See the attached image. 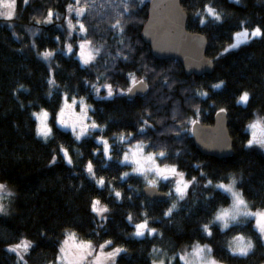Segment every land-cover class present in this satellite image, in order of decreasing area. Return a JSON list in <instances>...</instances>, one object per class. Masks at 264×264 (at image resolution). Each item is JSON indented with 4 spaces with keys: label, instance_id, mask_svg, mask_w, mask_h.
Instances as JSON below:
<instances>
[{
    "label": "trees",
    "instance_id": "1",
    "mask_svg": "<svg viewBox=\"0 0 264 264\" xmlns=\"http://www.w3.org/2000/svg\"><path fill=\"white\" fill-rule=\"evenodd\" d=\"M150 2L80 0L86 12L79 21L87 33L75 35L74 42L86 38L97 53L87 67L81 65L77 51L70 55L63 52L71 38L66 5H74L75 0H28L26 5L16 0L13 25H5L0 19V183L14 192L12 211L0 216V264H17L16 256L7 248L21 240L33 245L26 256L27 264H53L68 233L95 244L111 240L114 246L125 249L116 264H152L155 248L170 255L172 262L168 264H182L177 253L197 244L208 245L221 264H264V242L252 220L241 219L227 229L214 222L215 215L232 203V197L216 187L229 184V174L237 179L249 209L264 210V152L248 147L250 136L246 132L256 113L264 124V36L223 54L243 27L251 30L259 26L264 32V0H181L188 16L187 31L206 40V57L213 64L212 74L201 78L187 76L176 61H158L151 56L142 41ZM205 5L219 14V21L204 10ZM49 10L53 15L46 23ZM118 19L122 33L111 27ZM45 51L53 52L54 87L49 84L48 64L38 57ZM73 70L87 75L82 84L71 88L66 77ZM133 78L147 84L146 95L135 100L118 95L117 89L128 90ZM221 81L220 89L212 88ZM89 82L112 85L116 96L99 99ZM179 82L189 85L185 88ZM243 91L249 93V100L242 106L236 101ZM63 94L84 97L91 122L99 125L80 141L56 124ZM98 106L105 108L102 113L95 112ZM222 107L227 111L217 115ZM39 110H46L50 116L48 140L40 139L37 133L32 113ZM221 114L226 117L233 152L231 158L218 160L198 151L191 121L213 126ZM99 135L110 144V158L101 151L96 139ZM122 135L130 142L145 143L146 151L155 153L159 164L174 166L191 181L186 198L170 217L164 215L170 196L163 201L145 198L143 179L133 175L125 162L127 148L120 142ZM60 146L68 150V157L59 152ZM160 152L165 155L161 157ZM53 155L57 162L50 164ZM89 161L94 177L103 180V185L87 174ZM171 187L168 181L158 188L167 192ZM95 200L109 209L104 221L91 210ZM144 220L156 232L134 237V224ZM205 224L211 235L204 232ZM238 237L252 242L245 256L234 254L232 247Z\"/></svg>",
    "mask_w": 264,
    "mask_h": 264
},
{
    "label": "snow or ice",
    "instance_id": "2",
    "mask_svg": "<svg viewBox=\"0 0 264 264\" xmlns=\"http://www.w3.org/2000/svg\"><path fill=\"white\" fill-rule=\"evenodd\" d=\"M140 2L142 3V0H140ZM234 2L239 3V0H234ZM23 3L26 5L28 3V0H23ZM75 4L76 5H80V0H75ZM16 5V0H0V7H3L5 9V11L0 12V16H3L5 18H11L14 15V8ZM68 12H72L73 10H75L76 15L77 16H81L84 15L86 12V8L84 6H79L76 7L74 9L73 4L69 3L66 5ZM129 10L128 5L125 4L124 5V12H127ZM204 10L209 14L213 16V19L219 21L220 20V16L215 14L214 9L209 7L208 5H205ZM53 13L51 10H49L48 12V19L45 21L46 23L49 22L50 18L52 17ZM37 23H39V21H37ZM77 23L79 24V31L81 33H87V29L85 28L84 23L77 21ZM199 23L201 25H203L205 23V21L203 19H201L199 21ZM68 27L69 29H72L74 27L72 20L69 19L68 21ZM114 29H118L121 33L124 31L123 26L121 25V21L118 19L116 21L115 24H113L111 26ZM244 35H247L248 32L247 30H245V32L243 33ZM251 36L252 37H260V36H264V32H262L261 27L257 26L251 29ZM70 35V33H69ZM237 36L241 35V33H236ZM59 39V38H57ZM122 42V41H121ZM90 43V41H88L86 38H84L82 40V42L80 43V50H81V59L83 60V63L85 65L89 64V61L93 60L94 57L92 56V54L90 52H86V46ZM236 45H233V47H235ZM67 51L68 52H72L73 51V44H68L67 45ZM51 53L49 52H45L44 56L48 57L50 56ZM124 59H127V57H123ZM49 83H54V81L49 80ZM133 83H137V81L135 80V78H133ZM141 84L142 87H145L146 85H144V83L142 81L139 82ZM223 85V81H221L220 83L217 84H213L212 88L213 89H220ZM104 87L107 89V95L109 97H112L113 95H115L114 91H113V87L110 84H106L104 85ZM93 88L95 91L99 92V89L96 88L95 85H93ZM133 91L132 88H128V92L131 93ZM199 95L201 96H206L207 93L205 92H200ZM68 97L64 98V103H63V107H60L59 109V122L62 125H67L69 123L68 120H66L64 117L67 114H70L72 116L75 117V119L72 121V129L73 132H76L77 127H79V132L76 133V138L79 139L81 135H83L85 133V131L88 128H97L99 127V125H97L95 122H93L91 125L85 123V120L87 118V110H88V105L84 104L83 99H81L80 104L82 105L81 108V112L79 115L75 114L74 112L71 111V109L73 108V105L76 104V100L75 98H72V103L69 104L68 103ZM249 100V93L247 91H243L238 100L236 101L237 103H246ZM199 111V109H197V112ZM227 109L225 108H220L219 112L217 113V115H219L220 113H224L226 112ZM48 113L47 112H42L40 114V120H41V125L38 128V134L42 135L44 137H48L49 133L51 132V129L48 128L47 124L44 122L47 117H48ZM151 115V114H149ZM195 115V113H194ZM54 117H55V113H54ZM192 123H195V120L191 121ZM145 124H148V121L145 120L144 121ZM250 129H252V133L251 136L252 138L248 140V146H251L253 144H257L260 147L264 148V127H261L260 121L257 120L256 122L250 124L248 126ZM139 131H144V129H139ZM104 143V152L107 153L108 152V144L107 141H103ZM59 152H63L64 157H68V150L64 149L62 146L59 147ZM54 152L57 150H53ZM143 151L142 146L141 145H137L136 151H134L132 153V159L133 162L136 165V168L134 169V171L139 172V173H144L147 171H153L155 172V174L157 176H160L161 178L167 180L169 175H176L181 177L180 180L176 181V188L175 191L176 193H178L180 195V198L183 199L184 197V191L185 189L188 187V183L185 182L183 180V176L184 173L182 172H177L176 168L174 166L169 167L167 165H165L163 168H161L159 165L156 164V161L154 159V156L156 155L155 153H149L147 156H142L140 155V153ZM159 155L161 157H163L165 154L164 152H160ZM125 159H128V156H125ZM57 162V156L53 155L50 158V164H55ZM68 163L71 164L72 160L70 158H68ZM196 167H200V165H196ZM87 171L89 173H92L93 171V165L92 162L89 161L86 165ZM125 176H127L128 174L125 173ZM201 175H204V173H201ZM192 179H195L194 177ZM229 180L230 183L229 184H223V183H219L216 185V187L218 188H222L225 191H228L231 193L232 197H233V206L231 211L227 210V209H223L221 210L218 214L215 215V220L216 221H224L223 226L227 227V219L231 218L232 220H236L237 216L240 215L243 212V215L245 216H256L258 217L257 223L259 226V230H260V239L261 241H264V210L261 211H256V212H252L247 210L248 209V205L245 201V199L242 197L241 193L238 191L234 190V185L237 183L236 178L229 174ZM99 183L101 185L104 184L103 180H100ZM148 183L150 185H155L156 181L155 180H149ZM208 184L211 185L212 181L209 180ZM5 188L4 184H0V190H3ZM116 197H120V193L116 192L115 193ZM168 195H171V193H168ZM100 203L99 200H95L91 202V210L93 212L102 214L105 212H108L109 209L107 207L105 208H97V205ZM176 205L173 204L170 208L167 209L166 212H164L165 216H168L172 213V209L175 208ZM0 214L3 215H7V210L5 209V207L0 204ZM105 220L107 219V217H103ZM129 220L132 219L131 216L128 217ZM136 227V232L135 235L136 236H143L145 234V230L147 231V233L149 235L153 234L156 232L155 228H151L149 227L148 221L144 220L143 222L137 223L135 225ZM204 230L208 233V235H211L212 233L208 230V225L205 224L203 225ZM41 235L43 236L44 233L41 232ZM237 239L239 240H243L242 237H238ZM109 245H113V242L111 240H106L104 241V243L99 244L98 247L100 249L99 254L96 256V264H101V260L102 258H111L113 260V264H115V257L120 254L121 252L125 251V249L121 248V247H117L114 246L112 247L111 251L108 252H104L103 249L106 246ZM32 242L28 241V240H21L19 243H15L9 246V251L10 252H15L17 253V255L19 256L20 261H23V264H27V260L25 259V257L23 255H21V251L23 252H28L30 247H32ZM207 247V246H205ZM253 245L252 242L249 241L247 243V245H241L238 247V249L234 250V254L238 253L239 255H247L248 251L250 249H252ZM75 250V251H73ZM200 249L197 248L196 249V255L199 256L200 253ZM209 251H211V249H209ZM59 259L61 261H64L65 264H83V261L85 259L86 256H90L93 254V246L92 243L90 241L88 242H80L79 244L76 243L75 241V233H70L67 237V239L63 240L60 248H59ZM183 259V257H182ZM153 264H156V262L154 261ZM160 264H163V261H160ZM205 264H217V262L215 260H210L205 262Z\"/></svg>",
    "mask_w": 264,
    "mask_h": 264
},
{
    "label": "rangeland",
    "instance_id": "3",
    "mask_svg": "<svg viewBox=\"0 0 264 264\" xmlns=\"http://www.w3.org/2000/svg\"><path fill=\"white\" fill-rule=\"evenodd\" d=\"M148 1H150V0H148ZM231 1L234 2V0H231ZM240 2H241V0H239V3H240ZM235 3H236V2H235ZM73 6H74V9H75L76 7H79L80 5H76V4H74ZM3 11H5V9H4L3 7H0V12H3ZM214 12H215V14L219 15L216 11H214ZM82 16H83V15H81V16H77L75 10H73L72 12H68V11H67V20H66V21H67V23H68L69 19H71V20H72V23H73V25H74V27H73L72 29H69V33H70V37H71V38H70V40H68V41L65 43V48L63 49V52H64L65 55H70L73 51H77V53H76V57L79 59L81 65H82L83 67H87V66L90 65V64L94 61V59L97 57V53H96L95 49L93 48V46L89 43V44L86 46V49H85V50H86V52H90V53L92 54V56L94 57V59L91 60V61H89V64H87V65H85V64L83 63V60L81 59V54H80V53H81V50H80V43L82 42V40H78V41L74 42L75 35H76V36H80V35H83V34H84V33H81V32L79 31V24L77 23V21H79V19H80ZM15 17H16V5H15V8H14V15H13V17H11V18H5V17H3V16H0V19L3 21V23H4L5 25L12 26V25H13V22H14V20H15ZM245 30H247V29L243 27L242 30L239 31V33H241V35L237 36L236 33L233 35V40H232V42H231V43H230V44L224 49L223 54H226V53H228V52H231V51L237 50V49H239L241 46L246 45V44L250 43L251 41H253V40L259 38V37H252L251 34H250V33H251V30H247L248 34H247V35H244L243 33L245 32ZM237 33H238V32H237ZM17 37H19V36H17ZM30 42H32V39L30 40ZM68 44H73V51H72V52H68V51H67V45H68ZM233 45H236V46L233 47ZM45 52H49V53H51V55L48 56V57H45V56H44V53H45ZM45 52L39 53V54H38V57L41 58L42 60H44V61L48 64V66H49V68H50V70H51V76H53V69H52V67H51V63H50V59H51L52 56H53V52H50V51H45ZM135 80L137 81V83L140 81V80L137 79V78H135ZM93 85H95L96 88L99 89V92H97V91L94 90ZM134 85H135V84L133 83V79H132V80H131V84H130V86H134ZM90 86H91V88H92V91L95 93L96 97H98L99 99H103V100L110 99V100H111V99H113V98L116 96V90H115L114 88H113V91H114L115 95H113L112 97H109V96L107 95V89L104 87V85H98L97 83H91ZM130 88H131V87H130ZM103 90H104V93L102 94L101 92H102ZM117 90H118V95H123V94H124V92H123L122 90H120V89H117ZM127 91H128V90H127ZM127 91H126V92H127ZM65 97H68V96H67L66 94H63V99H62V105H61V107H63L64 98H65ZM68 98H69V97H68ZM81 99H83L85 105H88L87 102H86V99H85V98H75V100H76V104L73 105V108L71 109V111L74 112V113L77 114V115H79L80 112H81V108H82V105L80 104ZM68 103H69V104L72 103V98H69V99H68ZM238 104L243 106V105L247 104V102H246V103H238ZM42 112H45V111H44V110H40V111H38V112H34V113H33V118H34L35 121L37 122V133H38V128H39L40 125H41V120H40L39 117H40V114H41ZM58 114H59V113H58ZM64 118H65L66 120H68L69 123H68L67 125H62V124H60V122H59V116H57V126H58L60 129H62V130H66V131L71 132V133L76 137V133L79 132V127H77L76 132H73V129H72V126H71L72 121L75 119V117L72 116V115H70V114H67V113H66V115H65ZM257 120L260 121L261 127H264L263 120H262V118L260 117V115H259L258 113L255 114L254 118H253L252 121L248 124V126H249L250 124L256 122ZM44 122L47 124L48 128H50L49 121H48V117H47V119H46ZM85 123H87V124H89V125L92 124V122H91V117H90V108H89V107H88V110H87V118H86V120H85ZM192 126H193V124H192ZM248 126H247V131H249V133H250V139H251V138H252V136H251L252 129H250ZM50 129H51V128H50ZM93 129H94V128H88V129L85 131V133H84L83 135L80 136L79 139H77V138H76V139L80 141L81 139H83V138L89 136V135L91 134V132H92ZM38 136H39V138L42 139V140H48V139L50 138V136H51V132L49 133L48 137H44V136L39 135V134H38ZM122 138H123V140H126V139H127L125 136H122ZM96 139H97L98 144H99L100 147H101V151L104 153V155H105L107 158H110V156H111V155H110V144H109L108 140L105 139L102 135L97 136ZM103 141H107V144H108V152H107V153L104 152V143H103ZM137 145H141V146H142V149H143V151L140 153V155H142V156H147V155L149 154V153L146 151V145H145V143H143V142H136L135 144H133L132 146H130L129 148H127V153H126V155L128 156V159L125 160V162L128 163V164L132 167V168H131V172H132V174L135 175V176L141 177V178L143 179L145 185L148 186V187H152V188H155V187H156V188H158L161 184H166L168 181H171V186H172V187H171L170 190H169V188H168V189H167V192H165V193H171V195H170V197H171V198H170V207H171L173 204L176 205V207L172 209V213H173V212L178 208V205L180 204V202H182V201L186 198V196H187V194H188V190H189V188H190V186H191V181H189V180L185 177V175L183 176V180H184L185 182L188 183V187H187V188L185 189V191H184V197H183V199H181V198H180V195H179L178 193H176V191H175V188H176V181H177V180H180L181 177L176 176V175L173 174V175H169V176H168V179L165 180V179L161 178L160 176H157V175L155 174V172H153V171H147V172H144V173H139V172L134 171V169L136 168V165H135V163L133 162V159H132V153H133L134 151H136ZM248 147H251V148H252V147H258V148H260V149L264 152V148L260 147V146L257 145V144H253V145L248 146ZM126 155H125V156H126ZM154 159H155V161H156V164L159 165L161 168H163V167L165 166V165H161V164L158 163V161H157V156H156V155L154 156ZM169 167H172V166H169ZM176 170H177V169H176ZM86 172H87V174H88L92 179H94L95 181H97L96 178L94 177L93 171H92V173H89V172L87 171V168H86ZM177 172H179V171L177 170ZM149 180H155V181H156L155 185H150V184L148 183ZM236 180H237V179H236ZM97 183H98L99 185H101V184L99 183V181H97ZM0 184H2V183H0ZM4 185H5V188H4L3 190H0V204H2V205L5 207V209L7 210V213L9 214V213L12 211V203H13V200H14V192H13V190H12L10 187H8L6 184H4ZM233 187H234V190H235V191L240 192V191L238 190V188H237V183H236ZM217 189H219L220 191H224L225 193H228V194L232 197V195H231L230 192L225 191V190L222 189V188H217ZM232 206H233V197H232V203H231V205H230L228 208H225V209L231 211ZM170 207H169V208H170ZM97 208H105V205L102 204V203L100 202V203L97 205ZM221 210H223V209H221ZM221 210H220V211H221ZM247 210L252 211V210L249 209V207H248ZM259 211H261V210H259ZM252 212H256V211H252ZM94 213H95L97 219L102 220V221L105 220L103 217H106V216H107V212L102 213V214H99V213H96V212H94ZM172 213H171V214H172ZM8 214H7V215H8ZM171 214L168 215V216H166V217H170ZM0 216H6V215L0 214ZM241 219H244V220H252V221L254 222V226H255L257 232H258L259 235H260V230H259V226H258V223H257L258 217H256V216H245V215H243V212H242L240 215L237 216L236 220H232L231 218H228V219H227V225H228L227 227H224V226H223L224 221H216V220H214V222H215V223H216L221 229H227V228L230 227L231 225L238 224V223L240 222ZM135 225H136V224H134V228H135V231H134V233H133V236H134V237H136V238H142V237H145V236L149 235V234L147 233V231L145 230V234H144L143 236H136V235H135V232H136V227H135ZM208 230L210 231L209 227H208ZM204 232L208 235V233H207L205 230H204ZM69 234H70V233L66 234V237H65L63 240L67 239V237H68ZM153 234H154V233H153ZM153 234H151V235H153ZM75 241H76L77 244H79L80 242H84V241H80V240H78L76 237H75ZM62 242H63V241H62ZM248 242H249V240H247V239L237 240V241L233 244V247H232V248H233L234 250H236V249H238V247L241 246V245H247ZM263 242H264V241H263ZM91 243H92V246H93V254L90 255V256H86L85 259H84V261H83V264H96V256H97V255L99 254V252H100V249H99V247H98L99 244H95V243H93V242H91ZM61 244H62V243H61ZM100 244H102V243H100ZM205 246H207V247H205ZM30 248H31V247H30ZM197 248H199V249L201 250L200 253H199V256L196 255V249H197ZM7 249H9V247H8ZM209 249H210V247H209L208 245H198V244H197V245H193V246H191V247H189V248H185V249L179 251V252L177 253L176 257L179 259V261H180L182 264H205V262H207V261L215 260L214 257L212 256L211 251H209ZM111 250H112L111 245L106 246V247L103 249V251H104L105 253L108 252V251H111ZM250 250H251V249H250ZM250 250H249V251H250ZM8 251H9V250H8ZM73 251H75V250H73ZM249 251H248V252H249ZM9 252H10V251H9ZM28 252H29V251H28ZM28 252H23V251H21L20 254L23 255V256L25 257V259H26V256H27ZM123 252H124V251H123ZM123 252H121L120 254H118V255L115 257V264H116V262H117V259L119 258V256H120ZM11 253H13V254L16 256L17 261L19 262V264H23V261H20L19 256L17 255V253H15V252H11ZM59 256H60V253H59V255H58L57 261H56L55 263H53V264H65L64 261H61V260L59 259ZM241 256H245V255H241ZM182 257H183V259H182ZM26 260H27V259H26ZM154 261L156 262V264H160V261H163V264H168L169 262H172L170 255L167 254L166 251H164V250H162V249H158V248H155V249L153 250V261H152V264H153ZM215 261H216V260H215ZM216 262H217V261H216ZM27 263H28V262H27ZM101 264H113V260H112L111 258H107V259L102 258V260H101ZM217 264H221V263L217 262Z\"/></svg>",
    "mask_w": 264,
    "mask_h": 264
},
{
    "label": "water",
    "instance_id": "4",
    "mask_svg": "<svg viewBox=\"0 0 264 264\" xmlns=\"http://www.w3.org/2000/svg\"><path fill=\"white\" fill-rule=\"evenodd\" d=\"M186 26L187 16L181 7V0H151L142 40L150 47L154 59L179 62L187 76L211 75L213 64L206 57V40L189 33ZM144 85H135L127 97L133 100L144 96L147 84ZM192 138L200 153L206 157L222 160L230 157L233 152L225 118L216 119L211 127L194 126ZM143 194L150 201L168 198L167 194L152 187L144 188Z\"/></svg>",
    "mask_w": 264,
    "mask_h": 264
},
{
    "label": "bare ground",
    "instance_id": "5",
    "mask_svg": "<svg viewBox=\"0 0 264 264\" xmlns=\"http://www.w3.org/2000/svg\"><path fill=\"white\" fill-rule=\"evenodd\" d=\"M182 7V6H181ZM183 9V8H182ZM184 11V10H183ZM186 14V13H185ZM186 16H187V14H186ZM187 22H188V16H187ZM186 28H187V26H186ZM149 47V46H148ZM150 48V47H149ZM87 74H85V73H81V72H77L76 73V71L75 70H73L72 72H71V74H68L67 75V77H66V82H67V84H68V86L69 87H74V86H77V85H79V84H82V78H84L85 76H86ZM100 76V75H99ZM101 77V79L102 80H104L105 78L101 75L100 76ZM203 77V76H202ZM198 78H201V77H198ZM49 80H52V81H54V75L53 76H51L50 75V77H49ZM183 82V81H182ZM182 82H179V85L180 86H183V87H185V88H187V86L189 85V83L188 82H184V83H182ZM55 83V82H54ZM54 83H49L50 84V87H54ZM92 82H89L88 83V86L91 88V86H90V84H91ZM182 83V84H181ZM135 85H136V83H135ZM161 86L162 85H159L158 86V88H161ZM131 88H133L134 86H130ZM129 87V88H130ZM92 89V88H91ZM127 91V90H126ZM124 92V94L126 95V97H127V95H128V91L127 92ZM147 93V92H146ZM156 93L157 94H162V92H159V91H156ZM146 95V94H145ZM144 95V96H145ZM143 97V96H142ZM81 98H84V97H81ZM128 98V97H127ZM137 98H141V97H137ZM137 98H135V99H137ZM129 99V98H128ZM135 99H133V100H135ZM107 100H110V99H107ZM130 100V99H129ZM89 106V105H88ZM90 108V107H89ZM105 108L103 107V106H101V107H97L96 108V110H95V112L96 113H102L103 112V110H104ZM31 111H33V110H31ZM40 111V110H39ZM45 112H47L46 110H44ZM34 112H38V111H34ZM33 112V113H34ZM32 113V114H33ZM48 113V112H47ZM49 114V113H48ZM91 117V116H90ZM218 118H225L226 119V117L225 116H223V115H220V116H218L217 117V119ZM193 120H195V119H193ZM192 120V121H193ZM48 121H49V125H50V116L48 115ZM55 121H56V124H57V117H56V119H55ZM95 121H96V119H95ZM194 126H200V127H211V126H205L204 124H202L199 120H195V123H192ZM215 124V123H214ZM248 126V125H247ZM247 126H246V132L249 134V136H250V133H249V131H247ZM50 128H51V125H50ZM228 128V127H227ZM230 135V134H229ZM122 136H124V135H122ZM122 136L120 137V142H122L123 144H125V147L126 148H129L130 146H132L133 144H135L136 142H140V141H131L130 142V138H128V137H126L127 139L126 140H123V138H122ZM231 138V137H230ZM193 142H194V140H193ZM195 144V143H194ZM195 146H196V144H195ZM196 148L198 149V147L196 146ZM199 151V150H198ZM200 152V151H199ZM127 153V152H126ZM203 155V154H202ZM204 156V155H203ZM231 156H232V154H231ZM231 156L230 157H228V158H226V159H229V158H231ZM206 157V156H205ZM209 158H211V157H209ZM215 159V158H214ZM126 160V159H125ZM132 168V167H131ZM17 259V258H16ZM17 264H19V262L17 261Z\"/></svg>",
    "mask_w": 264,
    "mask_h": 264
}]
</instances>
